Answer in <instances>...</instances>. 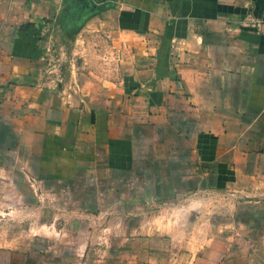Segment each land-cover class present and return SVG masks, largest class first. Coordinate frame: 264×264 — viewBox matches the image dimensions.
<instances>
[{
	"label": "crops",
	"instance_id": "0c3cea01",
	"mask_svg": "<svg viewBox=\"0 0 264 264\" xmlns=\"http://www.w3.org/2000/svg\"><path fill=\"white\" fill-rule=\"evenodd\" d=\"M2 208L0 264H264V0H0Z\"/></svg>",
	"mask_w": 264,
	"mask_h": 264
},
{
	"label": "rangeland",
	"instance_id": "374dc122",
	"mask_svg": "<svg viewBox=\"0 0 264 264\" xmlns=\"http://www.w3.org/2000/svg\"><path fill=\"white\" fill-rule=\"evenodd\" d=\"M6 209H7L8 216H12V217H14V216H22V217H26L27 216L28 217V216H30L32 214L30 209H28V208H24L23 209L22 207H18L17 212L14 209H10V208H6ZM3 211H4V208L0 209V214H2ZM4 226H5L4 224L0 225V227H4ZM9 258L10 257H6V259H7L6 262H9ZM41 259H45L46 260L45 255H43V257L40 256V260ZM47 260L50 262V264H58L60 262V260L58 258L57 259L56 258H47ZM10 261L13 262V260H10Z\"/></svg>",
	"mask_w": 264,
	"mask_h": 264
}]
</instances>
